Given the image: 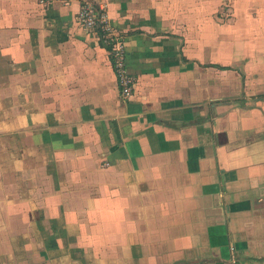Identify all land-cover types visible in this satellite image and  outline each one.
<instances>
[{"label": "crops", "instance_id": "1", "mask_svg": "<svg viewBox=\"0 0 264 264\" xmlns=\"http://www.w3.org/2000/svg\"><path fill=\"white\" fill-rule=\"evenodd\" d=\"M95 1L123 39L130 98L79 0H0L6 133L31 163L18 177L37 178L0 185L3 264H264V0ZM83 192L112 195L93 207L98 233L50 210L60 227L38 230L44 200L75 210Z\"/></svg>", "mask_w": 264, "mask_h": 264}, {"label": "rangeland", "instance_id": "2", "mask_svg": "<svg viewBox=\"0 0 264 264\" xmlns=\"http://www.w3.org/2000/svg\"><path fill=\"white\" fill-rule=\"evenodd\" d=\"M236 5L238 7V10H237V12L239 11L238 13H240V11H242L246 7H248L247 2L244 0H241V1L237 0ZM238 47H240V48H239V50H237V57L241 56L242 54H245V51H244L245 48H243V45H238ZM225 54H228V51H224V54H222L223 58H225ZM222 67H224V66H222ZM6 71H7L6 66H0V73H5ZM5 105H6L5 99L0 97V170H1L0 171V185H5L7 183V185L10 184V186L14 187L17 185L18 181H19L18 184L22 185V186L35 185V183L37 184V182H36L37 178L36 177L31 178L28 176L26 178V180L22 179V177H18L19 175H21L20 173L23 170V168L28 169L29 165L31 163H29L27 161L26 162L16 161L17 159L22 160V146H21V142H20L21 137L19 135L20 132L6 133L5 119L7 118V116H9V114H7V108L5 107ZM9 137H17V139H19L15 146H12L11 143H9V141L7 139ZM10 158H12L14 160V163H12V164H14L12 168L14 169L15 177H14V181L12 183H8L9 178L6 177L5 175H3L4 172L9 171V170L3 171L4 170L3 169L4 168L3 163H5L7 167H10L12 164L10 165L9 163L8 164L6 163V160L10 159ZM100 164H101V166L106 167L108 165V161L103 160ZM51 168H52V166L49 165V169H51ZM100 180L101 179H99V181ZM93 189L95 191V192H93V194H97L100 191V188L98 186L96 188H93ZM103 191L101 193H104ZM37 196H39V195H37ZM44 196L51 197L52 195H44ZM63 196H64L63 198H67L69 200V202L71 201V196L69 194L68 195L66 194ZM94 196H96V195H94ZM39 197H43V195H40ZM111 197H112V195H108V194H105V195L98 194L97 195V198L100 199V201L102 202V205H104V206L108 205L107 202L111 201ZM97 198H94L92 196H87L86 193L83 192V193H81V195H78L75 197V199L80 200V204L76 207V209L75 210L62 211L63 213L60 212L61 209H60V211L59 210L56 211L54 209L56 207L53 204H49V203L44 204L45 201L49 202V199L44 200V203H43L44 207L35 215L39 214V217H41L42 219H44L45 216L47 215V218L45 219L46 225L44 226L43 223H42V225H37L39 228L38 230L39 231L45 230L47 233H49L48 230L46 229L47 224L51 225L50 226L51 231L54 228L60 227L57 219H53V220H51V222L48 223V221L50 220V218H49L50 211L53 212L54 214H57V212H58V217H60L62 215L64 218H66L67 213L73 214L75 212V213H77L79 218L80 217H82V218H80V220L76 221V222L71 221V218H70V221L67 220V223L68 222L69 223L71 222L72 224L76 223L78 226H75V229H76V231H78L77 233H79V235H82L83 232L86 233L87 235H88V233H91V234L98 233L100 231V229L98 227L99 225H97L95 223H98L97 221H98L99 217H101V213L104 214L107 211L94 210L95 208H93V207H95L98 203L96 201ZM65 204L68 205V203H65ZM70 205H72V204H70ZM62 206L65 207L64 204H62ZM56 209H58V208H56ZM118 215L119 214H117L116 217ZM95 216H97V217H95ZM99 221L101 223L103 220L99 219ZM105 227L108 228L107 225H105ZM0 230H1V227H0ZM60 233H61V236L64 235V237H62V238H65V239L68 238L67 233L64 231V229L60 228ZM72 238H74V237H72ZM69 239L70 238H68L66 241H68ZM55 244H57L56 247H59V245H60V243L59 244L55 243ZM2 245L3 244H1V247H2ZM75 246H77V245H75ZM75 256L76 257L77 256L82 257L80 252H78V253L76 252ZM76 257H73V258H76ZM0 263L3 264V261L1 258H0Z\"/></svg>", "mask_w": 264, "mask_h": 264}, {"label": "built area", "instance_id": "3", "mask_svg": "<svg viewBox=\"0 0 264 264\" xmlns=\"http://www.w3.org/2000/svg\"><path fill=\"white\" fill-rule=\"evenodd\" d=\"M41 3H50L54 0H37ZM72 1V0H62ZM81 2L80 21L86 28L101 30L103 42L112 45L113 64L121 93L130 98L135 92L136 79L127 68L126 50L123 39L116 35L111 28L108 16L104 9L95 0H79Z\"/></svg>", "mask_w": 264, "mask_h": 264}, {"label": "trees", "instance_id": "4", "mask_svg": "<svg viewBox=\"0 0 264 264\" xmlns=\"http://www.w3.org/2000/svg\"><path fill=\"white\" fill-rule=\"evenodd\" d=\"M99 34L101 35V40L103 41V33H102V31L101 30H99ZM104 43V42H103ZM105 44V43H104ZM105 45H107V47L108 48H110V47H112V45H108V44H105Z\"/></svg>", "mask_w": 264, "mask_h": 264}]
</instances>
